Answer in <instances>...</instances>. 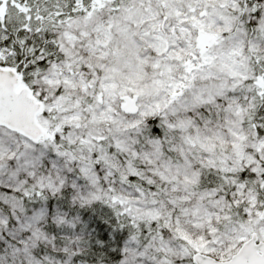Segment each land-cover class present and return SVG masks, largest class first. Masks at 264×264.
Returning a JSON list of instances; mask_svg holds the SVG:
<instances>
[{
	"label": "snow or ice",
	"instance_id": "6c2138e0",
	"mask_svg": "<svg viewBox=\"0 0 264 264\" xmlns=\"http://www.w3.org/2000/svg\"><path fill=\"white\" fill-rule=\"evenodd\" d=\"M0 264H264V0H0Z\"/></svg>",
	"mask_w": 264,
	"mask_h": 264
}]
</instances>
